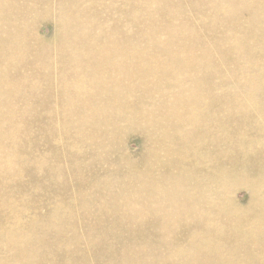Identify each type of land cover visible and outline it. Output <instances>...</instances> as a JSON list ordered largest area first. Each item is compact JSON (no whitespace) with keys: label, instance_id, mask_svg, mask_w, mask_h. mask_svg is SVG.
Instances as JSON below:
<instances>
[{"label":"bare ground","instance_id":"bare-ground-1","mask_svg":"<svg viewBox=\"0 0 264 264\" xmlns=\"http://www.w3.org/2000/svg\"><path fill=\"white\" fill-rule=\"evenodd\" d=\"M66 1L73 5V0ZM205 1L198 0L197 5L206 6ZM37 2L0 0V19L9 12L15 23L8 29L0 27V121L7 124L0 129V177L11 180L29 166H37L36 156L26 147L31 139L27 137L46 131L53 115L58 116L65 133L58 141L76 139L84 145L94 144L92 158L102 144L138 129L146 133L150 156L142 158L146 171L135 174L145 182L131 184L134 194L129 211L139 227L149 231L137 239L147 244L136 249H144L135 252L133 246L128 257L137 261L135 264H264L261 212L254 225L244 229L249 230L243 239L234 242L231 237L210 234L217 246L207 242L212 227L225 220L211 208L215 196L206 188L211 180L203 172H213L221 164L213 165L214 169L200 166L204 156L199 154L205 143L214 145L213 137L222 136L218 133L221 129H235L234 116H264V0H208L210 15L204 28L213 33L205 42L192 26L178 21V11L169 15L164 0L141 4L136 0H86L74 9L60 6L55 15L56 32L63 37L56 49L58 65L50 62V53H45L33 31L30 33L41 14ZM90 2L96 6L94 11L100 10L97 15L90 11ZM63 13L69 15L68 20L61 17ZM242 15L248 16L245 22L239 21ZM98 22L107 27L93 34L92 26ZM157 33L164 37L157 39ZM4 38H18L20 51L14 47L8 50ZM51 66L57 68L59 89L49 91L46 87V97L54 96L62 105L52 115L33 116L51 103L37 94L40 79L50 83ZM231 83L235 84L233 90ZM220 108L227 118L215 116ZM29 117L40 124L30 126ZM256 154L264 160V142ZM19 156L34 158V164L20 162ZM91 157L86 161L95 160ZM156 169L157 180L150 173ZM54 171L57 179H65L62 169ZM189 176L194 182L189 183ZM163 177L164 187L160 185ZM218 177L212 180L221 182L222 176ZM218 199H224V194ZM181 218L180 225L177 220ZM180 230L187 232L183 240ZM19 238L17 251L9 252L4 260L16 263L17 259L19 263L21 259L23 264H31L34 259L40 263L43 258L38 254L32 257L30 252V246L40 241ZM225 247L229 252L220 256L219 250Z\"/></svg>","mask_w":264,"mask_h":264},{"label":"rangeland","instance_id":"rangeland-1","mask_svg":"<svg viewBox=\"0 0 264 264\" xmlns=\"http://www.w3.org/2000/svg\"><path fill=\"white\" fill-rule=\"evenodd\" d=\"M136 1L141 4L144 0ZM240 1L253 2V0ZM83 2L86 0H73V5L66 0H60V3L58 0L48 2L38 0L36 3L37 13L41 14L36 18L37 21L35 20L30 33L33 31L38 38L37 41L40 42L39 47L45 53H50L51 63L55 61L58 65L56 49L63 39L62 34L56 32L58 22L55 15L58 7L70 5L74 9ZM164 2L171 10L169 15L178 11L179 22L192 26L202 41H210L213 32L211 33L209 28H204L206 24L208 25L206 22L210 15L208 0L205 1L206 6L197 5L198 0H164ZM91 5L90 11L97 15L100 10L94 11L96 6ZM11 16V13L4 12L0 19V27L8 29L15 26ZM61 17L65 20L69 19L66 13ZM247 18L248 16L242 15L239 21L245 22ZM96 24L92 26L93 34H99L97 31L107 27V24L102 25L100 22ZM104 31L109 38L111 34L107 29ZM161 36L164 37L162 33L156 34L157 39ZM65 37L67 38L68 35ZM19 41L18 38L6 40L4 38L2 43L7 45L8 50L14 47L19 52ZM66 59L67 57L63 56V61ZM59 60L61 61V58ZM42 74L46 75L47 71H43ZM240 78L241 76L237 75V80ZM49 80L51 81L48 84L46 79H40L37 94L39 93L40 98L50 99L51 103L46 110L39 111L38 115L33 116L52 115L53 111L62 105L58 102V98L46 97V87L49 91L59 89L57 68L55 70L53 66L49 69ZM233 85L235 86L233 83L229 84L230 90L234 89ZM215 116L221 119L227 118L222 108L215 111ZM29 118L30 126L40 124V121L35 120L34 117ZM234 119L232 123L235 125L232 126L235 129L231 126L229 127L231 131L221 129L218 133L222 136H216L218 139L213 137L214 145L205 143V147L199 150V154L204 156L200 166L214 169L215 164L218 162L221 164L220 168H216L213 172H203L205 178L211 180V184L209 186L206 184V188H209L215 196L211 208L215 214L224 215L222 217L225 220L223 225L222 223L219 225L222 227H212L214 232H208L207 242L214 243L215 246H217L216 238H212L210 234L231 237L234 242L241 240L249 230L244 229L254 225L256 215L260 212L264 214V186H260V183L264 184V160L261 159L260 154H256L259 144L264 142V116H234ZM254 124L259 127H255ZM6 125L0 121V129H4ZM60 134H65L61 121L57 115H53L51 124L46 126V131L43 130V133L37 136L27 137V140L31 139L27 141L26 147L30 154L36 156L37 166H29L31 168L22 170L11 180L0 177V264H23L21 259L19 263L17 259L16 263L15 260H4L5 255H10L9 252L17 251L20 244L19 236L23 242L40 241L37 246L36 244L30 246V252L32 257L38 254L43 260L37 263L33 259L31 264H135L137 261L128 256L133 250L138 252L144 249L143 247L136 249L137 246L145 247L147 244L137 239L143 237L148 228H140L130 216L129 210L134 194L131 184L133 182L140 186L145 182L135 174L136 171H146L142 161L144 156H150V143L145 138L146 133L138 129L127 130L123 135L120 133L109 143L102 144L96 158L91 157L92 150H95L94 144L89 143L88 146L85 142L84 145L76 139L72 142L62 140L60 142L58 141ZM42 138L45 141L39 142L38 140ZM229 142L231 145L228 144ZM19 157L22 159L20 162L25 160L34 164L32 162L34 158ZM89 157L95 159V163L86 161ZM61 169L65 174L64 180L57 179L54 173V170ZM158 169L150 171L152 175H156V180ZM130 174L134 178H130ZM218 175L222 176L221 182L212 180ZM165 181L163 177L160 181L162 187ZM190 182H194L191 176H189ZM64 189L66 191H63ZM219 194H224V199L219 200ZM221 206L222 212L218 209ZM183 218L177 220L180 225ZM46 223H49V226ZM186 233L185 230H180L181 240L185 238ZM8 243L15 244L10 248ZM23 247L17 256L22 252ZM229 249V247L220 249V256L227 254ZM233 261L234 259L231 262Z\"/></svg>","mask_w":264,"mask_h":264}]
</instances>
